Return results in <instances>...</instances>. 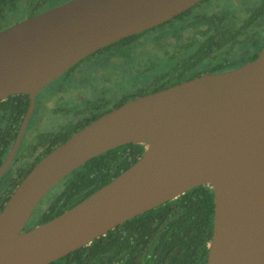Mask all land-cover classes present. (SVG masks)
<instances>
[{"label": "water", "instance_id": "obj_1", "mask_svg": "<svg viewBox=\"0 0 264 264\" xmlns=\"http://www.w3.org/2000/svg\"><path fill=\"white\" fill-rule=\"evenodd\" d=\"M200 1L68 0L0 29V100L30 96L0 177L45 85L90 53ZM130 142L146 144L132 165L57 216L26 228L61 178ZM201 184L212 185L215 203L206 264H264V45L234 69L131 98L56 145L0 211V264H48Z\"/></svg>", "mask_w": 264, "mask_h": 264}, {"label": "trees", "instance_id": "obj_2", "mask_svg": "<svg viewBox=\"0 0 264 264\" xmlns=\"http://www.w3.org/2000/svg\"><path fill=\"white\" fill-rule=\"evenodd\" d=\"M17 1L0 0V21ZM191 12V9L186 10L179 16L144 31H163L162 34L169 38L178 26L180 30L187 27L194 29L182 50L173 47V52L169 51L168 55L175 60L167 70L156 75L154 79H146L143 86L121 96L110 106L108 103L107 107L105 105L100 107L101 103H97L101 111L73 130L63 133V136H60L61 130L58 129L38 133V142L53 138L55 140L35 161L23 157V148L27 145H23L22 142L11 165L0 177V211L30 169L78 128L131 98L201 75L206 68L216 72L233 66L231 60L224 55V45L227 41L222 34L226 32L223 33L213 27L211 30L200 29L199 25L203 23L204 18ZM263 13L264 0L258 7L257 17H253L248 24L257 25L258 29L256 30L258 33L255 32L258 39L253 44L255 45L253 49H248L251 51L248 53V59L255 58L264 44V34L261 35L259 28L262 25ZM176 20H179L178 25L173 24ZM2 27L0 22V29ZM127 40L131 41V36L109 44L104 49L114 51L116 45ZM75 67L76 65L72 66L66 73ZM28 105L27 93L12 94L0 101V166L13 146ZM145 147L146 144L139 142L122 144L79 165L54 185L58 186L53 196L44 207L35 208L26 228L57 216L108 183L132 165L142 155ZM214 214V189L211 184H201L117 224L105 234L48 264H206L208 243L213 233Z\"/></svg>", "mask_w": 264, "mask_h": 264}, {"label": "rangeland", "instance_id": "obj_3", "mask_svg": "<svg viewBox=\"0 0 264 264\" xmlns=\"http://www.w3.org/2000/svg\"><path fill=\"white\" fill-rule=\"evenodd\" d=\"M27 1L29 0H20L17 8L8 11L0 21L1 25H10L23 18L26 15L24 4ZM260 2L261 0H203L194 6L192 13L194 15L222 13L225 21L232 25L237 22L238 17L247 14V8L255 7ZM162 33L163 31L146 32L141 35L137 44L132 45L126 52L121 50V55L110 61L104 64H90L84 61L63 77L44 86L36 96L35 111L28 125L25 140H33L38 132L58 129L63 118L66 119L83 107L85 103L82 101L83 98L89 99L92 104L109 99L110 104L117 101L122 94L125 95L143 85L146 79L167 70L175 58L168 55L173 52L171 39ZM262 34L264 33L261 31ZM66 78L71 80L54 95L55 87ZM54 105L63 113L51 111L49 106ZM57 186L42 198L37 208L46 205Z\"/></svg>", "mask_w": 264, "mask_h": 264}, {"label": "flooded vegetation", "instance_id": "obj_4", "mask_svg": "<svg viewBox=\"0 0 264 264\" xmlns=\"http://www.w3.org/2000/svg\"><path fill=\"white\" fill-rule=\"evenodd\" d=\"M19 1L20 0L17 1L15 6L10 11H12L15 8H17ZM66 1H68V0H29V1H27L24 4V7L26 9V15L23 18H21L20 20H22L24 18H27V17H30V16H33V15L39 13V12H42V11H44L46 9H49L51 7L59 5V4H61L63 2H66ZM202 1L203 0H201L200 2H202ZM200 2H198V3H200ZM198 3H196L194 6H196ZM260 4H261V2H260ZM260 4L256 5L255 7L247 8V14H244V15H241L240 17H238L236 19L237 22L233 23L232 25L225 21V19H224L225 16L222 13H210V15L209 14H198V13L195 14V16L204 18L203 19V23L199 25L200 29H206V30L210 29L211 30L212 29L211 27H213V29L218 28L223 33L224 32L227 33V34L226 33L222 34V37L225 39V41H227L226 44L224 45V47H225L224 48V55L227 56L229 60H231V63H233V66H231V67H229L227 69H224V70L216 71V72H222V71L234 69V68L244 64L245 62H247L249 60H252L251 58L248 59V53L251 52V51H248V49H251V48L253 49V47L255 46L253 44H255L257 42V39H258L256 34H255V32L258 29H257V25H253V24L248 25V24L253 20V17L254 18L257 17V10H258V7H260ZM194 6L190 7L189 9L192 10L194 8ZM189 9H187V10H189ZM176 16H179V14L176 15ZM174 17H172V18H174ZM232 18L235 19L236 17H232ZM262 18H263L262 19V25L259 26V28H260V31L264 32V30H261L262 28H264V16ZM167 21H165V22H167ZM178 21L179 20H176L175 22H173V24H177L178 25ZM165 22H163V23H165ZM163 23H161V24H163ZM6 26H8V25L3 26L2 28L6 27ZM152 28H154V27H151L149 29H152ZM149 29H146V30H149ZM146 30H143V31L128 35L129 37L131 36V41L127 40V41H124L120 45L119 44L116 45L115 48H114L115 49L114 51H112L110 49H108V50L104 49L106 46H108V45H106V46H104V47H102V48L90 53L89 55L84 57L82 60H80L78 63H76L75 65L83 63L84 61L85 62L87 61L90 64H97V63L104 64V63L110 61L111 59L117 57L118 55H121V50H124V52H126L132 45L137 44L139 42V40H140L141 35L146 33V32H144ZM179 30H180V28L178 26L177 30H175L172 33V36H169V38L171 39V42H172V45H173L174 48H178V49L182 50L184 43L187 41L188 37L191 35V32H193L194 29L192 27L182 28L180 30L181 33L179 32ZM179 33H180V35H179ZM256 33H258V32H256ZM128 36H125V37H123V38H121V39H119V40H117V41H115L113 43H116V42H118V41H120V40H122L124 38H127ZM113 43H111V44H113ZM129 43H131V44H129ZM261 48H260V50H261ZM100 51H102V52H100ZM259 51L256 53V56L259 53ZM66 72H64L63 74H61L60 76H58L57 78L52 80L51 82L56 81L57 79L63 77V75L67 74ZM205 72H211L210 68H206ZM154 77L155 76L151 77V79H154ZM67 78L64 79L62 82H60L59 85L55 87L54 95H55L56 92L61 91L62 88L68 83V81L71 80V79H67ZM181 81H183V80H181ZM51 82H49L48 84H50ZM143 85H141V86H143ZM170 85H173V84H170ZM138 87H140V86H138ZM37 94H36V96H37ZM121 96L123 97L124 95L122 94ZM1 100H3V99H1ZM82 101H85V103H84L82 108L76 110L71 116L67 117L66 119L63 118V122L58 127V130H61L60 136H63V133L71 131L75 127H78L79 125L83 124L90 117H92L95 113H98L99 111H101L99 109L100 107H102V106H104V105H106L108 103V100L104 99V100H102V102H100L101 104H100V107H99L98 104L90 103L89 99L86 100L85 98H83ZM29 102H30V96H29ZM35 102H36V97H35ZM113 103H110L109 106L112 105ZM49 107L51 108V111H53V112H57V113H59V111L62 112V110L57 109L55 107V105L53 107L52 106H49ZM105 107H107V106H105ZM34 111H35V105H34L33 113H32V115L30 117V120H29V122L27 124V127L25 129V132L23 134L22 140H21V142L19 144V147H18V149H17L12 161L14 160V158H15V156H16V154H17L22 142H24L23 145H27V146H24V148H23L24 149V152L22 153L23 157L25 159H29L30 161H35L42 155V153L55 140L53 138L52 140L48 139L46 141L38 142L37 141V134L40 133V132H38L36 134V136H35V138L33 140H31V141L25 140V135H26L27 130H28L27 128H28V125H29V123H30V121L32 119ZM12 161H11V163H12ZM11 163H10V165H11Z\"/></svg>", "mask_w": 264, "mask_h": 264}]
</instances>
